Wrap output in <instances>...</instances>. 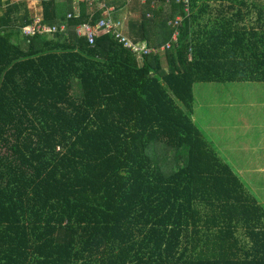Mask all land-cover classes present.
<instances>
[{"label":"trees","instance_id":"obj_1","mask_svg":"<svg viewBox=\"0 0 264 264\" xmlns=\"http://www.w3.org/2000/svg\"><path fill=\"white\" fill-rule=\"evenodd\" d=\"M38 1L65 32L0 0V264H264V205L194 119L197 83L264 82V0ZM103 2L158 52L78 37Z\"/></svg>","mask_w":264,"mask_h":264},{"label":"rangeland","instance_id":"obj_2","mask_svg":"<svg viewBox=\"0 0 264 264\" xmlns=\"http://www.w3.org/2000/svg\"><path fill=\"white\" fill-rule=\"evenodd\" d=\"M26 1L28 9L42 18L38 15L42 12L40 1ZM129 4L122 17L140 18ZM4 11L5 6L0 14ZM194 90L198 127L238 173L246 189L264 205V82L197 83Z\"/></svg>","mask_w":264,"mask_h":264},{"label":"built area","instance_id":"obj_3","mask_svg":"<svg viewBox=\"0 0 264 264\" xmlns=\"http://www.w3.org/2000/svg\"><path fill=\"white\" fill-rule=\"evenodd\" d=\"M185 1L186 3H188V0ZM98 9H103V17L94 25L89 22L78 25L75 29L78 37L86 38L90 45H94L96 38L98 36L104 34H111L115 40L123 44L124 48H126L128 51H130L131 53H133L138 57L146 56L158 52L157 49L151 48L148 45V42H134L132 39H130L127 36L125 31V27H126L125 21L122 19L116 20L113 18L112 13L115 10V7H107L106 3L103 2L99 4ZM96 11H97L96 8L92 9L93 14ZM78 14L79 12L77 7L74 16L77 17ZM72 16L73 14H69L68 18H71ZM37 19L28 30L23 32V34L28 36L34 34L35 32H39L40 34L45 35L47 38H50V37H55L59 32L62 33L67 30V26L64 23L60 24V26L47 25L42 23L43 21L42 18H37ZM180 21H181L180 19H177L175 22L172 21L170 23V25L177 28V31L173 36V40L161 47L160 49L161 52H165L171 49L174 43L179 40L178 39L180 35L179 28L182 26Z\"/></svg>","mask_w":264,"mask_h":264},{"label":"crops","instance_id":"obj_4","mask_svg":"<svg viewBox=\"0 0 264 264\" xmlns=\"http://www.w3.org/2000/svg\"><path fill=\"white\" fill-rule=\"evenodd\" d=\"M76 7H77V6H76ZM76 7H75V8H76ZM76 9H77V8H76ZM38 15H39V16H42V12H41V14H38ZM123 19L125 20V18H123Z\"/></svg>","mask_w":264,"mask_h":264}]
</instances>
